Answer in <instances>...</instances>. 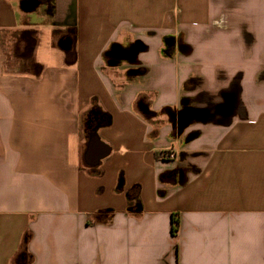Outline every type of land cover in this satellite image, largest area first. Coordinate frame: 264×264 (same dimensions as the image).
<instances>
[{
  "label": "crops",
  "instance_id": "1",
  "mask_svg": "<svg viewBox=\"0 0 264 264\" xmlns=\"http://www.w3.org/2000/svg\"><path fill=\"white\" fill-rule=\"evenodd\" d=\"M0 264H264V0H0Z\"/></svg>",
  "mask_w": 264,
  "mask_h": 264
},
{
  "label": "built area",
  "instance_id": "2",
  "mask_svg": "<svg viewBox=\"0 0 264 264\" xmlns=\"http://www.w3.org/2000/svg\"><path fill=\"white\" fill-rule=\"evenodd\" d=\"M175 157V152L173 151H162L160 154V158H174Z\"/></svg>",
  "mask_w": 264,
  "mask_h": 264
},
{
  "label": "trees",
  "instance_id": "3",
  "mask_svg": "<svg viewBox=\"0 0 264 264\" xmlns=\"http://www.w3.org/2000/svg\"><path fill=\"white\" fill-rule=\"evenodd\" d=\"M177 223H178V220L174 218V225L172 226L173 232L176 231L177 229Z\"/></svg>",
  "mask_w": 264,
  "mask_h": 264
},
{
  "label": "flooded vegetation",
  "instance_id": "4",
  "mask_svg": "<svg viewBox=\"0 0 264 264\" xmlns=\"http://www.w3.org/2000/svg\"><path fill=\"white\" fill-rule=\"evenodd\" d=\"M167 41H168V44H173V43H175V39H174V38H171V37H168V38H167Z\"/></svg>",
  "mask_w": 264,
  "mask_h": 264
},
{
  "label": "water",
  "instance_id": "5",
  "mask_svg": "<svg viewBox=\"0 0 264 264\" xmlns=\"http://www.w3.org/2000/svg\"><path fill=\"white\" fill-rule=\"evenodd\" d=\"M102 157V156H101Z\"/></svg>",
  "mask_w": 264,
  "mask_h": 264
}]
</instances>
